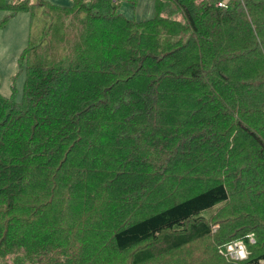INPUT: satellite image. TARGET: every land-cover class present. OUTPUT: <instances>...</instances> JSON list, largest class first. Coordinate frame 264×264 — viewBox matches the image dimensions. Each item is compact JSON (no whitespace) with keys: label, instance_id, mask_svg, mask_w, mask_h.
I'll list each match as a JSON object with an SVG mask.
<instances>
[{"label":"trees","instance_id":"obj_1","mask_svg":"<svg viewBox=\"0 0 264 264\" xmlns=\"http://www.w3.org/2000/svg\"><path fill=\"white\" fill-rule=\"evenodd\" d=\"M120 1L138 0H0L43 20L22 99L0 93V264H191L229 172L264 185V0H154L140 20ZM252 222L226 233L251 248ZM253 249L201 259L264 264Z\"/></svg>","mask_w":264,"mask_h":264},{"label":"rangeland","instance_id":"obj_2","mask_svg":"<svg viewBox=\"0 0 264 264\" xmlns=\"http://www.w3.org/2000/svg\"><path fill=\"white\" fill-rule=\"evenodd\" d=\"M49 1L61 5H70L72 3V0ZM227 1L223 0V4ZM219 4H222V1ZM118 10L127 18L136 20L150 18L154 15V0H138L135 6L128 1H120ZM254 10L257 14L259 13L258 16L264 18V9L256 8ZM167 11L172 13L174 9L169 6ZM7 14L6 10L0 8V93L6 96L14 93L15 99L21 100L26 72L24 66L20 65L19 57L28 44L33 45L34 51L38 50V45L35 43L41 38L40 31L43 20L40 7H37L34 16L29 11H19L4 21ZM176 17L181 18L179 13H176ZM260 35V37L263 36V34ZM55 39L51 41H53L54 47H57L63 41L60 39L59 31ZM263 75L257 72L253 74L258 80H264ZM240 94L249 98L250 103L259 101L256 100L258 90L255 88H245ZM262 96L264 98V92ZM249 107L251 108L252 106ZM238 155H236L237 157L235 156L239 162H237V166H239L237 168H241V157ZM226 182L230 191L229 200L220 203L207 213L209 220L214 223V233L186 246L179 252L186 259H190L191 264H215V260L211 258L209 261H204L201 258L209 253H214L217 247L219 252L221 251L220 253L226 258L229 257L236 260H245L250 255V250H254L253 247L256 252L264 251V204L259 203L264 199L261 198L264 191L263 180L259 183L253 182L248 173L241 174L240 170H238L236 172L230 171ZM240 221H254L251 225L255 227L247 233L251 248L243 238L229 236L234 231L226 233L229 230L228 228L231 230L230 226H234ZM239 240L244 242L246 255L242 258H234L232 254L236 249L235 242ZM194 257L198 260L197 262L192 261Z\"/></svg>","mask_w":264,"mask_h":264},{"label":"built area","instance_id":"obj_3","mask_svg":"<svg viewBox=\"0 0 264 264\" xmlns=\"http://www.w3.org/2000/svg\"><path fill=\"white\" fill-rule=\"evenodd\" d=\"M236 249L234 250L232 257L242 258L246 255V248L244 242L239 240L235 242Z\"/></svg>","mask_w":264,"mask_h":264}]
</instances>
